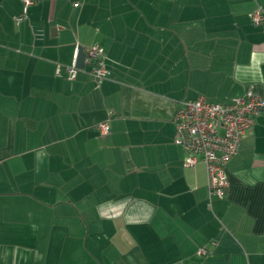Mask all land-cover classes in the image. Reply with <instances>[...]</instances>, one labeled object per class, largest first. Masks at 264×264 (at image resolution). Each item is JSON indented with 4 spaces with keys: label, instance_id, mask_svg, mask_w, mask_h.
Listing matches in <instances>:
<instances>
[{
    "label": "crops",
    "instance_id": "0c3cea01",
    "mask_svg": "<svg viewBox=\"0 0 264 264\" xmlns=\"http://www.w3.org/2000/svg\"><path fill=\"white\" fill-rule=\"evenodd\" d=\"M92 45L105 77L71 79ZM248 88L264 0H0V264H264V112L223 196L172 140L182 101Z\"/></svg>",
    "mask_w": 264,
    "mask_h": 264
},
{
    "label": "built area",
    "instance_id": "2783aa9c",
    "mask_svg": "<svg viewBox=\"0 0 264 264\" xmlns=\"http://www.w3.org/2000/svg\"><path fill=\"white\" fill-rule=\"evenodd\" d=\"M24 9L33 0H23ZM77 5V2L74 3ZM25 14L18 16L21 21ZM255 19H262L260 14ZM84 63L91 64L90 73L96 81L105 77L107 71L102 61V48L92 45L85 50ZM71 79L75 78L78 68L66 67ZM264 112V98L248 88L242 95L228 101L212 102L199 96L180 103L173 115L175 126L173 142L184 154L185 165H204L206 188L209 197L223 196L228 187L226 164L238 151L240 139L248 133L255 118ZM107 122L101 123L104 135L110 133ZM200 254L206 250L200 248Z\"/></svg>",
    "mask_w": 264,
    "mask_h": 264
},
{
    "label": "water",
    "instance_id": "95a60500",
    "mask_svg": "<svg viewBox=\"0 0 264 264\" xmlns=\"http://www.w3.org/2000/svg\"><path fill=\"white\" fill-rule=\"evenodd\" d=\"M85 57H86V53H85L84 49L81 46H79L77 48L74 66L77 68H82L84 66Z\"/></svg>",
    "mask_w": 264,
    "mask_h": 264
},
{
    "label": "trees",
    "instance_id": "16d2710c",
    "mask_svg": "<svg viewBox=\"0 0 264 264\" xmlns=\"http://www.w3.org/2000/svg\"><path fill=\"white\" fill-rule=\"evenodd\" d=\"M174 130H175V126H174ZM173 135H174V133H173ZM172 140H173V138H172ZM183 153V152H182Z\"/></svg>",
    "mask_w": 264,
    "mask_h": 264
},
{
    "label": "rangeland",
    "instance_id": "374dc122",
    "mask_svg": "<svg viewBox=\"0 0 264 264\" xmlns=\"http://www.w3.org/2000/svg\"><path fill=\"white\" fill-rule=\"evenodd\" d=\"M240 141H241V139H240ZM239 145H240V142H239ZM238 149H239V147H238Z\"/></svg>",
    "mask_w": 264,
    "mask_h": 264
},
{
    "label": "bare ground",
    "instance_id": "6f19581e",
    "mask_svg": "<svg viewBox=\"0 0 264 264\" xmlns=\"http://www.w3.org/2000/svg\"><path fill=\"white\" fill-rule=\"evenodd\" d=\"M104 122V121H103Z\"/></svg>",
    "mask_w": 264,
    "mask_h": 264
}]
</instances>
